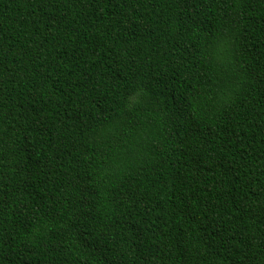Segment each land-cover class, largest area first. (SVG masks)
I'll return each mask as SVG.
<instances>
[{"label":"trees","instance_id":"obj_1","mask_svg":"<svg viewBox=\"0 0 264 264\" xmlns=\"http://www.w3.org/2000/svg\"><path fill=\"white\" fill-rule=\"evenodd\" d=\"M0 264H264V0H0Z\"/></svg>","mask_w":264,"mask_h":264}]
</instances>
